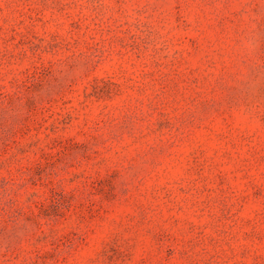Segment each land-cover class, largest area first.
<instances>
[{
	"label": "rangeland",
	"instance_id": "obj_1",
	"mask_svg": "<svg viewBox=\"0 0 264 264\" xmlns=\"http://www.w3.org/2000/svg\"><path fill=\"white\" fill-rule=\"evenodd\" d=\"M0 264H264V0H0Z\"/></svg>",
	"mask_w": 264,
	"mask_h": 264
}]
</instances>
